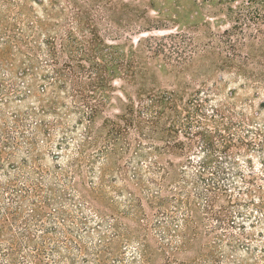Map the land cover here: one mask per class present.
Wrapping results in <instances>:
<instances>
[{"label":"trees","instance_id":"trees-1","mask_svg":"<svg viewBox=\"0 0 264 264\" xmlns=\"http://www.w3.org/2000/svg\"><path fill=\"white\" fill-rule=\"evenodd\" d=\"M97 1L0 0V264H264L263 78L164 85Z\"/></svg>","mask_w":264,"mask_h":264},{"label":"rangeland","instance_id":"rangeland-1","mask_svg":"<svg viewBox=\"0 0 264 264\" xmlns=\"http://www.w3.org/2000/svg\"><path fill=\"white\" fill-rule=\"evenodd\" d=\"M95 9L96 27L108 43L145 47L151 39L155 49L147 56L164 85L175 75L188 78L186 67L224 59L264 80V0H98ZM256 92L258 107L264 88Z\"/></svg>","mask_w":264,"mask_h":264}]
</instances>
